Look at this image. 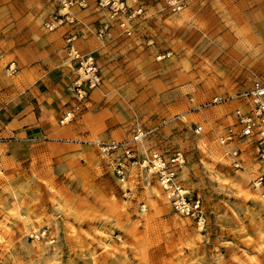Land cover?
Listing matches in <instances>:
<instances>
[{
  "label": "rangeland",
  "instance_id": "rangeland-1",
  "mask_svg": "<svg viewBox=\"0 0 264 264\" xmlns=\"http://www.w3.org/2000/svg\"><path fill=\"white\" fill-rule=\"evenodd\" d=\"M261 1L185 0L171 13L146 0L132 35L111 24L105 39L93 33L98 14L76 10L91 33L75 45L96 56L102 79L71 120H58L77 134L50 139L12 135L6 109L25 89H66L68 27L44 28L48 0H0V264H264V201L214 178L254 188L251 144L218 139L254 77L244 65L246 55L260 57ZM137 126L152 130L140 153L182 152V184L200 198L203 221L174 211L142 167L117 175L100 145L129 139ZM226 149H239V167Z\"/></svg>",
  "mask_w": 264,
  "mask_h": 264
},
{
  "label": "built area",
  "instance_id": "built-area-1",
  "mask_svg": "<svg viewBox=\"0 0 264 264\" xmlns=\"http://www.w3.org/2000/svg\"><path fill=\"white\" fill-rule=\"evenodd\" d=\"M52 6L49 16L44 21V28L53 31L63 25L77 24L72 8H86L89 0H48ZM160 3L162 10L177 13L185 5V0H154ZM95 8L102 13L103 19L94 27L93 33L99 39L109 34V26L115 24L124 36L133 34L135 19L146 11V0H94ZM84 37V33L75 27L64 37V51L71 67V76L67 83V95L70 106L66 108L59 122L71 120L87 103L93 89L101 83V69L96 56L91 52H82L75 41ZM242 103L234 109V123L227 127L219 142L226 147L236 140H247L254 149L257 164L256 174L252 179L254 188H260L264 198V75H254L249 86L236 93ZM221 97L215 96L213 102ZM201 127L197 126L196 131ZM152 130L137 126L132 136L124 141H108L100 148L109 155H114V170L120 179H124L127 168L137 165L153 175L165 193L174 211L198 218L203 221L201 200L182 184L180 177L184 164L181 151L165 153L158 149H144L139 146ZM234 157V165L240 166L239 149H226Z\"/></svg>",
  "mask_w": 264,
  "mask_h": 264
},
{
  "label": "crops",
  "instance_id": "crops-1",
  "mask_svg": "<svg viewBox=\"0 0 264 264\" xmlns=\"http://www.w3.org/2000/svg\"><path fill=\"white\" fill-rule=\"evenodd\" d=\"M248 3L249 1H245L244 5L247 7ZM254 7L261 8L259 11V13L261 12L260 16L259 15L255 16L256 20H254V22H258L259 20V23L262 25V40L259 44V47H257L256 50L254 51L260 57L252 59L249 58V55H246L247 57L245 59L244 68L246 73L251 72L252 75H264V1H261L259 5H255ZM76 10H80V11L94 10L98 14V17H100L99 21L103 19L102 13L98 11L94 6V0L93 3L89 1L87 8H84L83 10L76 7L72 8L77 24L64 25L67 26L68 28L65 29V33L62 38V48L64 46V37L69 32L73 31L74 27L84 33V37L81 38H85L91 33L89 29L85 30L84 27L81 26L79 22V18L76 16L77 14ZM252 12L253 11H251V17L253 16ZM246 29L248 28L246 27ZM37 83H41V82H37ZM54 83H57V85H55L53 88L54 90L36 89L38 93H34V89L31 90L25 89L24 94L22 93L20 94L21 96H19L18 94L15 95L16 100L13 102L12 105H10L9 108L6 109L7 116L4 122L5 127L9 129L8 131H10L12 135H27L34 137H47L50 139H60L61 137L66 135L74 136L75 134H77V130H73L68 125L62 126L59 125L58 123V120L60 119L62 112L67 108V106L63 107V104L64 102H68L69 98L66 101L65 97H67L68 95H67V90L65 89V85H64L65 83L64 84L61 82H54ZM12 91L15 93L16 89L12 87L10 92ZM41 94L43 97L46 98L43 102L41 101L36 102L34 99H31L32 96L37 95V97H39ZM95 116L98 117L96 114L94 115V117ZM99 123L100 122H98L97 124L99 125ZM55 125L58 126L56 127ZM91 134H92V130L88 133V135Z\"/></svg>",
  "mask_w": 264,
  "mask_h": 264
},
{
  "label": "bare ground",
  "instance_id": "bare-ground-1",
  "mask_svg": "<svg viewBox=\"0 0 264 264\" xmlns=\"http://www.w3.org/2000/svg\"><path fill=\"white\" fill-rule=\"evenodd\" d=\"M198 143L202 145V141L199 140ZM228 155V154H227ZM229 156V155H228ZM213 158L216 160L224 161L223 156L221 154L213 155ZM214 176V175H213ZM220 177V178H219ZM216 180H220L223 183H231V186L234 188V190L238 193H244V196H252L255 199L259 201H264V198H262L261 189L260 188H253L252 190L244 189L241 182H230L229 178L216 174L214 177ZM219 181V182H220ZM154 193L158 194V191L156 188H153ZM262 199V200H261Z\"/></svg>",
  "mask_w": 264,
  "mask_h": 264
}]
</instances>
